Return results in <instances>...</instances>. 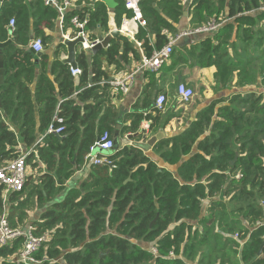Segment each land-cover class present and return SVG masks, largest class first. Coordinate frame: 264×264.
<instances>
[{"label": "trees", "instance_id": "16d2710c", "mask_svg": "<svg viewBox=\"0 0 264 264\" xmlns=\"http://www.w3.org/2000/svg\"><path fill=\"white\" fill-rule=\"evenodd\" d=\"M45 1L0 5L5 70L0 166L24 153L27 169L37 173L27 175L23 189L6 198L0 184V217L5 214L12 229L31 228L35 237L45 238L34 259L40 264H234L224 253L231 246L238 264H264V93L256 91L264 89V0H192L187 7L182 0H140L143 26L134 41L117 37L96 55L84 50L75 55L80 93H75L68 65L49 63L47 55L37 59L30 48L32 37L47 45L48 33L57 25L58 11ZM71 1L74 8L64 13V33L74 29V18L85 23L90 41L109 32L102 1ZM115 2L119 28L123 17L133 15L125 0ZM186 10L194 31L219 25L190 48V57L203 69L215 68L222 90L246 92L213 100L185 130L157 142L152 150L164 167L133 147L97 156L110 165L87 162L97 140L105 132L113 139L115 131L117 117L110 106L99 117L108 102L104 65L119 70L129 53L137 61V43L149 59L169 43L168 36L178 35ZM161 110L153 108L157 116ZM49 128H60V134L48 133ZM87 164L85 180L65 193L66 183ZM230 204L240 219L223 225L229 239L218 233L212 244L213 212ZM31 208L40 211L37 221L29 220ZM20 248L21 240L0 247V264H22Z\"/></svg>", "mask_w": 264, "mask_h": 264}, {"label": "crops", "instance_id": "0c3cea01", "mask_svg": "<svg viewBox=\"0 0 264 264\" xmlns=\"http://www.w3.org/2000/svg\"><path fill=\"white\" fill-rule=\"evenodd\" d=\"M182 3L187 7L190 5L191 1L182 0ZM108 15V30L110 32L117 26L114 11L108 10ZM127 20L128 19L123 17L122 25L125 24V28L130 29L133 25L131 23H127ZM62 28L63 27H61L57 22L56 28L48 33L50 36L48 44H42L43 50L42 52H39L41 53V56L47 55L49 57V63H52L54 60H59L64 63V60L67 58V48L64 45V41L67 38L65 37L69 36L70 38H74V35L72 29L69 28L64 33ZM177 30L178 35L175 37L168 36L170 40H174V56L172 53V57L170 56L168 60H166L157 73L142 71L134 74L132 87L127 93L117 92L110 86V84H107L108 86L104 90V98L108 99V102L104 103V107L102 108L99 117L102 116V113L108 106H110L113 112L116 113L117 118L115 119V122L112 123L114 124L113 127L115 131L112 132L113 139L111 138L115 149H119V142L121 140H125L127 136L137 133L140 129L147 132L146 140L143 141L141 136H139L138 138L132 140V142H146L158 133H168V138H171L185 130L194 121L196 113L209 105V103L213 100L222 97L227 98L233 93L239 91L246 92V90H236L233 88L230 90H222L220 86H218L220 95L215 97L213 93V87L216 84L214 79V74L216 72L215 68L211 67L203 69L197 63L196 58L190 57V48L194 45L199 46L206 33H195L196 31L193 29L192 16L187 12V10L184 12L183 18ZM109 32L100 33L99 36L104 37L108 35ZM34 40L35 39L32 37L30 45ZM129 41L132 42L134 40L130 39ZM60 45L64 47L58 48ZM135 46L139 55L137 61H135L132 54L129 53L127 55L128 62L123 64L122 68L119 70H115L114 66H108L107 64L104 65L108 74L106 82L109 79H111L112 82L122 80L129 74L135 72L141 62L145 59L140 48L137 45ZM79 50H83L81 44L75 47V55ZM88 52L89 56H91V52ZM122 52L123 50L121 48L119 53L122 54ZM37 54L38 53H34V56L38 59L41 56H37ZM177 60L182 62L176 63ZM36 64L38 72V63ZM73 80L76 89L75 93H80L83 90V87H79V78L73 77ZM106 82L104 84H106ZM104 84L100 83L99 85ZM178 84H184L187 87H193L195 89L199 86L201 96L197 97L195 100L192 99V101L187 105L180 104L176 98V87ZM89 87L90 85L86 86V88ZM256 91L264 93V89ZM159 95H163L166 101L160 115L157 116L153 111V108H155L154 104ZM138 115L140 117L135 121V116ZM132 122L135 125H133L134 127L132 126L133 129H127L125 133L122 134L121 132H123L125 128L131 127ZM41 139L39 141H41ZM110 153L111 152H107V156ZM143 154L156 162L159 167L165 166L160 160L159 155H156L153 150ZM87 162L90 163L91 159H87ZM89 167L90 166L87 164V166L73 175V177L65 185V193L73 188L79 187L82 181H84L88 176ZM175 171L176 170L173 169V173ZM31 210L29 220L37 221L39 219L38 214L40 211L34 208H31Z\"/></svg>", "mask_w": 264, "mask_h": 264}, {"label": "built area", "instance_id": "2783aa9c", "mask_svg": "<svg viewBox=\"0 0 264 264\" xmlns=\"http://www.w3.org/2000/svg\"><path fill=\"white\" fill-rule=\"evenodd\" d=\"M5 1L8 0H0V5ZM139 2L140 0H125V8L128 11H131L133 15L132 18L127 20L126 22L131 23L133 26L130 29H127L125 28V24H123L118 28L124 35L129 36L131 40H134V37L137 34L138 27L143 26L139 10ZM45 3L46 5L54 7L58 11L59 18L57 22L61 27L63 26L64 13L67 10L74 8L73 1L71 0H63L62 2H58L57 0H46ZM71 24L74 27V38H70L69 36L65 38L70 40L82 38V49L85 51H90L91 48H93L97 44V40L90 41L88 39V33L84 31V22H79L78 19L74 18L72 19ZM13 27L14 20H10L8 25L10 32H12ZM218 27L219 25L211 23L208 27L196 30L195 33L213 32ZM137 46L140 47L138 43ZM173 46L174 40H170L165 47L155 52L149 59L145 58L135 70V72L129 74L122 80L116 82H106V84H110V86L117 92L127 93L132 87L134 74L142 71L157 73L161 66H163L166 60H168V58L172 55ZM30 48L34 53L42 52L43 45L40 39H35L31 43ZM69 70L72 77H78L81 74L80 70L78 69L73 70L72 68H69ZM176 98L180 104L187 105L194 98V92L191 88L187 87L186 85L178 84L176 87ZM165 101V97L163 95H159L154 104L155 108L161 110L165 104ZM54 121H56L57 123H62V120L57 117H54ZM60 131V128L55 130L49 128L48 133L59 135ZM95 149H99L100 151L104 152H111L114 149V143L107 132H105L90 149V154L88 155L87 159H91L90 163L110 165V162L105 157H97L100 155V153L94 156L91 155L92 151ZM26 156L27 155L23 153L21 156L9 162L8 164L0 166V184L5 188V196L11 193L20 192L23 189L28 175L25 160ZM16 240H21V248L17 258L18 262L22 264H40V262L34 259L33 255L38 251L42 242L45 241V238L35 237L32 234L31 228L12 229L6 220V215L3 214L0 217V247L9 246L13 244V242H15Z\"/></svg>", "mask_w": 264, "mask_h": 264}, {"label": "water", "instance_id": "95a60500", "mask_svg": "<svg viewBox=\"0 0 264 264\" xmlns=\"http://www.w3.org/2000/svg\"><path fill=\"white\" fill-rule=\"evenodd\" d=\"M100 1H102L104 3V5L106 6V8L110 11H114L118 7V4L115 2V0H100ZM117 37H124L128 40L131 39L129 36L122 34V32L118 29V27H114L109 32L108 35H106L104 37L99 36L97 38V44L93 48H91V50H90L91 54L96 55L101 50L107 49L110 42ZM82 42H83L82 38H76L74 40L66 39L64 41V45L67 48V58L64 60V63L66 65H68L70 68H72L73 70L77 69V66L75 63V47L77 45L81 44ZM3 47H4V44L0 43V87L4 83V75H5L4 58H3V54H2ZM37 56H41V53H38ZM107 82H111V79H109ZM139 136H141V138L144 141V140H146L147 132L140 129L137 133L127 136V138L125 140H121L119 142V150L123 149L124 147H133V148H137V149L141 150L143 153H146V152H149L150 150H152V148L154 147V145L157 142H159L163 138H168L169 134L168 133L167 134L166 133H158L154 137L147 140L146 142H143V143L142 142H140V143L132 142V140H134L135 138H138ZM101 152L103 154L107 153L104 151H100L99 149H95L92 151L91 155L94 156V155L99 154ZM234 161H233V163H234Z\"/></svg>", "mask_w": 264, "mask_h": 264}, {"label": "rangeland", "instance_id": "374dc122", "mask_svg": "<svg viewBox=\"0 0 264 264\" xmlns=\"http://www.w3.org/2000/svg\"><path fill=\"white\" fill-rule=\"evenodd\" d=\"M218 86L219 85L216 83L215 86L213 87V93H214V96L215 97H218L220 95V90H219V87ZM189 88H191L193 90V92H194V98H193V100H195L197 97H200L201 96V90H200L199 86L196 89L193 88V87H189ZM100 155L107 156L106 153L103 154L102 152L100 153ZM27 174L28 175L32 174V176H37V173L31 171L30 167H29V169H27ZM225 200H228V198H225ZM207 204H208V201L207 202L205 201L203 203V212H202L203 213V216H205L206 210L208 209ZM6 206H7V208H9L8 204H6ZM233 206H234V204H230V205L227 206V209L226 210L221 209V210H216V211L213 212L214 223H213V225L209 229L210 235L208 237L209 241L212 244H216L214 242V240H213V236L215 234H218V233H220V234L223 235V240L224 239H229L228 238L229 234L227 233V230H225V228L223 227V225L224 224L234 225V219H240V213L233 212V208H234ZM198 230L200 232H202L201 227H198ZM231 238L233 240H235V241L238 242V239H237V237H236L235 234L231 235ZM235 250L236 249L234 247L229 246L224 251V253L227 255L226 256L227 259H230L231 261L235 262L234 264H238L237 263V261H238V255L235 254Z\"/></svg>", "mask_w": 264, "mask_h": 264}]
</instances>
